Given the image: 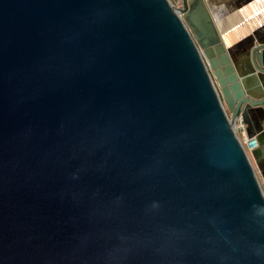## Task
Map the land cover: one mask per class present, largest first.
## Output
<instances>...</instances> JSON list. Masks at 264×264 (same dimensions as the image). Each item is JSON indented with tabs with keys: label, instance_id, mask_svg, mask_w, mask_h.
Returning a JSON list of instances; mask_svg holds the SVG:
<instances>
[{
	"label": "water",
	"instance_id": "obj_1",
	"mask_svg": "<svg viewBox=\"0 0 264 264\" xmlns=\"http://www.w3.org/2000/svg\"><path fill=\"white\" fill-rule=\"evenodd\" d=\"M216 1L0 0V264H264V37Z\"/></svg>",
	"mask_w": 264,
	"mask_h": 264
},
{
	"label": "crops",
	"instance_id": "obj_2",
	"mask_svg": "<svg viewBox=\"0 0 264 264\" xmlns=\"http://www.w3.org/2000/svg\"><path fill=\"white\" fill-rule=\"evenodd\" d=\"M219 2L224 8L219 16L221 20H227L225 21L227 26L222 33L227 30L232 32L231 42L226 41L228 46L236 51H242L251 38L257 35L264 37V0H219ZM221 20H216L220 30L219 21ZM244 123L248 131L259 141L250 155L264 186V178L261 174V169H264V110L248 114L247 121Z\"/></svg>",
	"mask_w": 264,
	"mask_h": 264
},
{
	"label": "built area",
	"instance_id": "obj_3",
	"mask_svg": "<svg viewBox=\"0 0 264 264\" xmlns=\"http://www.w3.org/2000/svg\"><path fill=\"white\" fill-rule=\"evenodd\" d=\"M235 129L248 152H250L252 149L256 147L257 142H255V144L252 145L249 143V138L246 132V126L242 119H238L236 121Z\"/></svg>",
	"mask_w": 264,
	"mask_h": 264
},
{
	"label": "bare ground",
	"instance_id": "obj_4",
	"mask_svg": "<svg viewBox=\"0 0 264 264\" xmlns=\"http://www.w3.org/2000/svg\"><path fill=\"white\" fill-rule=\"evenodd\" d=\"M182 1V0H181ZM180 1V2H181ZM216 4V8H214L213 9V11H214V13H215V15H216V17L218 18V19H220L221 18V16H219V15H221L223 12L221 11L222 10V5L220 4V2L219 1H216V3H214V5ZM224 9V8H223ZM225 13V12H224ZM225 21L227 22V20L225 19V20H221V21H219V26H220V28H221V30H222V32H224L225 30V27L227 26V23H225ZM262 35V34H261ZM241 46V45H240Z\"/></svg>",
	"mask_w": 264,
	"mask_h": 264
},
{
	"label": "rangeland",
	"instance_id": "obj_5",
	"mask_svg": "<svg viewBox=\"0 0 264 264\" xmlns=\"http://www.w3.org/2000/svg\"><path fill=\"white\" fill-rule=\"evenodd\" d=\"M176 6H179V0H171ZM212 72V71H211ZM213 73V72H212Z\"/></svg>",
	"mask_w": 264,
	"mask_h": 264
}]
</instances>
